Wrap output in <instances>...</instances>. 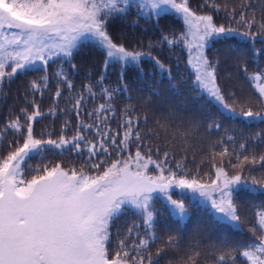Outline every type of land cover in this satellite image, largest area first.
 <instances>
[{"label": "trees", "instance_id": "obj_1", "mask_svg": "<svg viewBox=\"0 0 264 264\" xmlns=\"http://www.w3.org/2000/svg\"><path fill=\"white\" fill-rule=\"evenodd\" d=\"M138 2L131 0L127 14L112 19L108 31L115 43L122 44L129 51L150 52V56H141L137 63L109 61L106 50L94 40H87L78 44L71 58L54 57L47 66L35 63L26 71L0 82V130L17 118L23 124L22 109L32 114L38 108L42 115L32 121L35 138L58 140L63 135L70 139L76 134L81 121L92 123L93 118L87 113L105 103L101 87L97 84L102 75L103 87L123 89V85H127L126 89L117 91L113 98L117 111L111 117L110 125L113 130L122 132L121 114L131 106L134 115L140 118L142 153L151 149L153 160H163L167 152L166 167L177 172L178 178L210 183L215 179L216 169L223 168L228 175H240L255 186V189L241 187L233 194L239 227L217 219L206 206L187 193L173 190L171 196L182 200L187 209V218L181 221L160 195H154L153 228L144 237L149 239V248L144 254L150 253L154 264H216L218 255L231 250L235 264H249L240 255L243 248L237 249L235 245L258 243L261 235L257 213L264 211V161L260 159L264 156V121L233 118L202 93L195 84V73L187 63L188 51L184 44L170 46L162 42L163 35L173 38L185 32L184 21L172 12L162 13L159 17L138 15ZM214 2L220 6L219 12L210 7L212 0H189V5L197 14L213 15L217 25L235 29L227 40H212L206 48L207 58L216 65V82L224 102L237 114L248 108L264 113L255 88L256 82L249 79L253 73L264 72V32L253 27L251 32H259L253 38L244 34L249 29L236 23L241 12L254 17L257 25L264 23V0ZM233 11L235 19L229 15ZM152 57L159 59L164 69ZM245 66L247 74L244 72ZM60 68L68 74L73 84L71 90L55 77L54 73ZM45 75L48 76L47 88L41 84L39 90L32 89L31 82L39 83ZM88 84L93 86L94 97H89L85 91ZM58 88L61 96L57 98L55 93ZM80 95H84L85 101L77 117L73 104ZM66 121L69 122L67 127ZM95 134V129L85 132L89 140ZM22 143L20 134L10 130L0 139V156ZM241 145L244 147L241 148ZM136 150V144L130 143L129 152L134 154ZM110 152L113 154H100L90 161L87 150L78 153L67 147L64 150L44 147L31 153L21 167L25 179L37 175V168L56 164L65 170L76 169L96 175L98 170L92 167L93 163L103 160L99 170L103 171L118 158L113 149ZM127 155V152L122 153L121 158ZM246 156L247 161L244 160ZM177 164L181 167L177 168ZM149 173L156 174L154 166L149 167ZM134 223L140 225L139 231L144 234L140 214L125 206L111 222L110 248L115 247L117 240L123 238ZM223 241H227V245ZM228 264L233 262L230 260Z\"/></svg>", "mask_w": 264, "mask_h": 264}, {"label": "snow or ice", "instance_id": "obj_2", "mask_svg": "<svg viewBox=\"0 0 264 264\" xmlns=\"http://www.w3.org/2000/svg\"><path fill=\"white\" fill-rule=\"evenodd\" d=\"M130 6L131 0H0V82L26 71L36 62L47 66L54 57L71 58L78 44L87 40H94L106 50L108 58L121 62H138L141 56H150V52L129 51L122 44L115 43L109 34L110 21L117 15H126ZM136 6L138 15L159 17L169 10L181 15L186 31L179 37L163 35L162 42L170 46L184 44L189 53L187 63L195 70L196 86L220 102L233 118L264 121V113L260 111L248 108L237 114L224 103L216 82V65L205 55L204 50L210 40H227L235 29L217 25L213 15L197 14L190 7L189 0H139ZM210 7L217 12L221 10L214 0ZM229 15L235 19L234 11ZM239 16L236 23L249 29L245 35L253 38L258 35L259 32L250 31L253 27L264 32V23L257 25L255 18L246 16L244 12ZM152 59L164 69L159 59ZM107 63L106 60L105 67ZM247 71L245 66L246 74ZM54 75L69 90L73 88L63 68ZM103 79L102 75L97 84L101 87L105 103L87 113L93 118L92 123L81 121L70 139L63 135L58 140L35 138L32 121L42 115L38 108L32 114L22 109L23 124L17 118L0 130V139L11 130L19 133L23 140L22 145L0 156V264H154L152 255L144 254L149 248V239L144 237L153 228V193H161L167 198L174 215L183 218L187 213L183 201L173 199L169 194L173 186L198 191L211 202L215 212L222 213L231 221H239L233 193L242 183V177H229L218 168L216 179L205 185L196 179L178 178L177 172L166 167L167 152L163 160H153L151 149L142 153L140 118L134 115L131 106L122 112V123L118 121L122 132L113 130L110 125L111 117L117 111L113 98L127 85H123V89L107 88L101 83ZM120 79L123 80L122 74ZM249 79L256 82L259 103L264 106V72L253 73ZM41 84L47 88V75L39 83L31 82V88L39 90ZM85 91L89 97L96 95L91 84L85 85ZM55 95L57 98L61 96L59 88ZM84 101V95H80L73 104L77 117ZM68 123L65 122V127ZM92 129L96 134L89 140L85 132ZM130 143L137 146L134 154L129 152ZM45 145L60 150L67 147L78 153L87 150L90 161L100 154L112 155L110 149H113L118 158L103 171H99L103 160L93 163L92 167L98 170L96 175L76 169L65 170L56 164L37 168V175L25 179L22 163ZM126 152L128 155L121 158V154ZM260 159L264 161V156ZM244 160L247 161L248 157ZM150 166H154L156 174L149 173ZM215 193L219 194L218 199L214 197ZM125 206L140 214L145 232L141 234L140 225L134 223L123 238L117 240L115 247L110 248L111 222ZM257 216L261 229L259 242L235 245L237 249L243 248L240 255L249 264H264V211L258 212ZM222 243L227 245L228 242ZM230 260L235 264L231 250L218 255L216 264H228Z\"/></svg>", "mask_w": 264, "mask_h": 264}, {"label": "rangeland", "instance_id": "obj_3", "mask_svg": "<svg viewBox=\"0 0 264 264\" xmlns=\"http://www.w3.org/2000/svg\"><path fill=\"white\" fill-rule=\"evenodd\" d=\"M168 12L175 13L174 10H169ZM175 14L178 15V16L183 20V18H182L181 15H179V14H177V13H175ZM211 41H212V40H210V42H209V43L206 45V47H205V50H204V51H205V55H206V48H207V46L211 43ZM188 56H189V53H188ZM108 60L111 61V60H116V59H110V58H108ZM36 63H40V62H36ZM129 63H137V62H129ZM189 67H190V68L192 69V71L195 73V70H194L190 65H189ZM200 91H201L202 93L206 94V96L209 97L213 102H215V103L221 108V110H224L225 113L230 114L226 109H224V108L222 107V105L220 104V102H218L214 97L210 96L206 91H204V90H202V89H200ZM224 103H225V102H224ZM44 147H52V146H50V145H45ZM32 153H33V152H32ZM217 169H218V168H217ZM217 169H216V170H217ZM220 169H223V168H220ZM223 170H224V169H223ZM224 172L226 173L225 170H224ZM227 175H228V174H227ZM228 176L231 177L230 175H228ZM215 179H216V176H215ZM215 179H214V180H215ZM199 183H200V182H199ZM202 184L210 185L211 182H210V183H202ZM241 187H251V188H254V189H255V186H253L252 184L248 183V182L245 181L244 179H242V183H241L240 185H237V186H236L237 189H239V188H241ZM173 190H178L180 193H187V194L190 195L194 200H197V201L200 202L202 205L206 206V207L212 212V214H213L217 219L222 220V221H226V222L232 224V225L235 226V227H239V223H238V222L231 221V220H229L228 218L224 217V215H223L222 213H217V212H215V210L211 208V202L208 201V200H206L205 197H202L198 191H192V190L187 189V188H179V187H175V186H173V187L169 190V194H170V195H171V191H173ZM234 192H235V191H234ZM233 194H234V193H233ZM154 195H160V196L164 199V201L168 204V206L170 207V209H171V205L168 203L166 197H164L161 193H153V196H154ZM213 195H214L215 198H217V199L219 198V194H218V193H215V194H213ZM172 198H173V197H172ZM173 199H174V198H173ZM175 216H176V215H175ZM177 217H178V216H177ZM178 218H179L181 221H184V220L187 218V213H186V215H185L183 218H180V217H178Z\"/></svg>", "mask_w": 264, "mask_h": 264}]
</instances>
